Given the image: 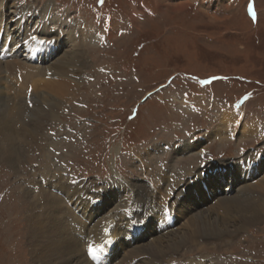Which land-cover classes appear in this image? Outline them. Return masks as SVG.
Masks as SVG:
<instances>
[{
    "label": "rangeland",
    "instance_id": "obj_1",
    "mask_svg": "<svg viewBox=\"0 0 264 264\" xmlns=\"http://www.w3.org/2000/svg\"><path fill=\"white\" fill-rule=\"evenodd\" d=\"M6 1L10 8L17 3L21 10L34 11L51 1L57 13L68 11L72 20H82L104 39L86 43L88 67L79 86L56 98L50 86L40 82L30 88L33 91L28 96H20L26 105L22 117L26 120L32 119V111L42 109L38 108L42 98L60 105L55 109L56 119L42 131L26 135V142L17 136L15 145L10 144L12 150L10 146L4 149L18 157L12 166L0 160V264H41L32 257L27 205L51 181L60 188L63 178L84 182L82 187L92 182L103 187L113 177L157 185L161 174L171 170L169 187L175 191L174 179L180 181L178 187L186 183L180 177L183 172L191 180L208 163L220 167L233 161L236 168L244 157L264 154V0ZM1 80L0 93L12 102L17 93L9 90L6 74ZM16 108L11 104L7 109ZM227 114H237L233 125L225 123ZM31 122L25 125L32 130ZM252 125L258 126L257 132L246 134ZM191 141L201 142L198 150L187 148L175 155L170 150L174 145L190 148ZM234 172L241 179L232 186L235 175L233 170L227 173L234 180L220 185L227 194L218 197L212 192L217 196L215 204L226 198H246L245 191L237 194L240 189L262 179L261 173L256 176L259 179L247 182L242 172ZM252 188L256 191L249 189L254 194L247 199L264 205L260 185ZM28 191L32 193L29 197ZM51 192L63 196L57 190ZM192 192L181 202L188 217H177L172 236L184 231L189 218L215 206L208 200L209 207H201L206 204L201 200L194 207L197 199L190 196ZM212 213L222 215L219 210ZM233 223L240 224L232 222L230 230L237 226L232 227ZM166 234L158 237L166 239ZM154 237L144 246L149 247ZM184 246L169 259L173 260L170 264L193 259L196 264H264V218L241 233L201 237ZM65 264H80V259H67Z\"/></svg>",
    "mask_w": 264,
    "mask_h": 264
},
{
    "label": "bare ground",
    "instance_id": "obj_2",
    "mask_svg": "<svg viewBox=\"0 0 264 264\" xmlns=\"http://www.w3.org/2000/svg\"><path fill=\"white\" fill-rule=\"evenodd\" d=\"M10 15H15L18 27L14 24L13 17L9 19ZM103 39L104 35L97 29L87 28L82 20H72L68 11L57 13L55 4L51 1L45 2L37 11H34L33 8L21 10L17 3L10 8L8 1L0 0V82L6 74L8 79L6 83H11L9 90L12 89L17 93L13 96L12 102H10L11 98L5 99L0 93V104H2L0 106V160H7L9 166L15 165L17 153L10 151L6 153L4 149L9 148L11 143L14 144L18 140L17 136L19 138L23 136L19 141L25 139L24 142H26V135L32 136L40 128L42 131L51 119H56L58 116L55 109L60 105L59 101L50 104L49 98L46 97L42 98L43 102L40 100L42 104L39 105L42 107L38 108L42 109L32 111V119L22 118L23 113H26V105L23 104L20 96H28L29 92L33 91H30V88L35 89L38 83L44 82L50 86L49 90L55 94L56 98L58 95L62 97L65 91L78 85L83 79L81 74L88 67L86 43L88 41L100 43ZM24 41L26 43H23ZM26 103L27 107L30 106L29 101ZM11 104L17 107L15 111L7 109ZM236 117L237 114H227L224 121L233 125ZM25 121H32V130L26 127ZM226 128L228 129V126ZM36 129L38 130L35 131ZM257 130L258 126L252 125L245 130V133L257 132ZM243 132H241L242 135L245 134ZM206 139L209 137L206 136ZM191 143L190 148L189 145L178 147L174 145L170 147V150L175 155L185 152L187 148L193 151L198 150L201 145L199 141H191ZM10 149L12 150L11 146ZM225 162L227 165L220 167L218 163L201 166L191 180L190 176L183 172L180 177L186 183L178 187L180 181L174 179L172 184L177 187L175 191V188L169 187L171 178L168 174L172 171L167 170L161 174L157 185L133 180L129 182L126 178L123 180L113 177L112 181L109 180L103 187L97 182L82 187L84 182L76 183L72 179L63 178L61 188L53 181L48 183L45 189L42 186L39 195L41 198L35 199L32 193L26 192V196L32 195V201L30 200L27 205L28 215H26L31 228L28 235L31 237L29 242L33 249L34 261H41V264H65L67 259H80V264H93L86 252L88 246L86 241L89 240L93 242L91 246L96 250L95 254L100 264H109V260L110 264H170L169 262L173 260L169 259H173L172 256L179 253L180 248L183 249L184 245L197 242L201 237L220 238L229 232L241 233L264 218V205L256 203L257 201L252 203L247 199L256 191L252 188L253 185H260V189L264 192V154L244 157L237 162L236 168L233 167V161ZM234 169L242 172V177H245L247 182L259 179L256 176L261 173L262 179L255 180L252 184L240 189L237 194L241 195V192L245 191L246 198L235 200L226 198L222 204L220 201L215 204L217 196H212V192H217L218 197L225 195L227 190L221 191L222 184L232 182L234 179L236 181L231 183L232 186L238 182L240 175H236ZM232 170L235 177L234 179L229 177V179L226 174H232ZM98 186L100 189H97ZM191 189L193 192L190 196L193 198L196 196L197 199L192 203L194 207H198L197 203L201 200L206 201V204L201 207L206 206L207 209L210 205L208 200H211L215 206H211L212 211L202 212L201 215L189 218L184 231L180 232L182 235L174 233L172 236L178 219L188 217L183 211L184 207H181V202ZM249 189L254 191L251 192ZM51 190L62 192L63 196L60 197V193L56 195ZM190 196L187 198L188 202ZM185 207L188 206L185 205ZM218 210L222 215L214 217L212 212H218ZM57 215L61 218H57ZM42 220L45 221L44 224L41 223ZM236 221L240 224L233 223L232 227L237 226L234 227L235 230H230L228 225ZM165 234L168 236L166 239L158 237ZM146 236L149 237L144 240ZM153 236H156L153 243L145 247L143 243L151 241ZM224 240L226 238H222V241ZM103 248L110 250L102 251ZM195 260L197 259L185 261L184 264H196ZM204 264L208 263L204 262Z\"/></svg>",
    "mask_w": 264,
    "mask_h": 264
},
{
    "label": "snow or ice",
    "instance_id": "obj_3",
    "mask_svg": "<svg viewBox=\"0 0 264 264\" xmlns=\"http://www.w3.org/2000/svg\"><path fill=\"white\" fill-rule=\"evenodd\" d=\"M100 2L103 3V0H100ZM253 15H255V13H253ZM90 251H91V252L93 253V255H94V253H95L96 250H95L94 248H90Z\"/></svg>",
    "mask_w": 264,
    "mask_h": 264
}]
</instances>
